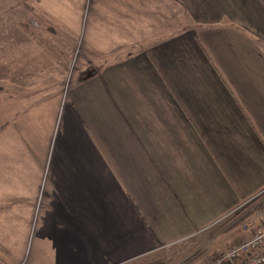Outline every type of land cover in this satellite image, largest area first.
<instances>
[{"label": "crops", "instance_id": "1", "mask_svg": "<svg viewBox=\"0 0 264 264\" xmlns=\"http://www.w3.org/2000/svg\"><path fill=\"white\" fill-rule=\"evenodd\" d=\"M48 39L95 76L67 86ZM1 128L0 264L40 224L33 264L194 237L207 263L262 223L244 209L264 194V0H0Z\"/></svg>", "mask_w": 264, "mask_h": 264}, {"label": "rangeland", "instance_id": "2", "mask_svg": "<svg viewBox=\"0 0 264 264\" xmlns=\"http://www.w3.org/2000/svg\"><path fill=\"white\" fill-rule=\"evenodd\" d=\"M31 18L32 19L36 18L38 20L37 23L35 24L38 25L39 23V25H42V21H41L42 18L40 19L38 15L36 14L31 15ZM36 29L38 30L40 28H36ZM41 31L43 33L46 30L41 29ZM28 34L31 36L30 33ZM48 40L52 44L53 54L55 55L56 53L59 60H61L63 64L65 63L68 68L67 86L70 83L80 82L81 79L88 72L93 70L95 66L93 61L96 58H93L95 56L91 55L87 51L88 49L86 47L84 48L82 44H79L78 46L62 47L60 46V44L56 46L55 45L56 42L54 40L52 39L51 40L48 39ZM48 51L50 52V50ZM53 54L52 56L54 57ZM2 129L3 128H1L0 131ZM256 203L257 205L254 207V204ZM258 207H264V194L255 198V200H253L251 204H249L244 210H249L248 215H250L252 212L253 214H255L260 212L261 211L260 209H262ZM233 218H236L235 214L228 217L227 220L229 219V221L227 222L230 223ZM225 225H227V223L217 225L216 227L212 228L210 232H217L220 228H222ZM48 226H50V224H45L44 227L43 224H40L37 228L32 229L31 235L29 237V242L27 244V248H26L27 250L23 264H33L34 260L36 261L38 259L39 252L42 250V255H43V253L47 250L48 246H45V242H48V240L43 238L44 235L41 236V234H49L50 229L48 228ZM202 239H200V241ZM202 245L203 246L201 247V249L197 251L198 248L197 237H194L189 240H181L179 242L169 244L166 247H163L164 249L161 248L163 249L162 251L161 249H159L153 254L147 256H141L140 258H133L132 260L122 262L121 264H197V260L200 259L199 252H201V250L207 251L210 247V244L208 243L204 244V242H202ZM229 249L224 250L222 253L214 254L213 257H211L207 263L201 262L200 264L213 263Z\"/></svg>", "mask_w": 264, "mask_h": 264}, {"label": "built area", "instance_id": "3", "mask_svg": "<svg viewBox=\"0 0 264 264\" xmlns=\"http://www.w3.org/2000/svg\"><path fill=\"white\" fill-rule=\"evenodd\" d=\"M260 210L257 216L262 223L254 228L251 238L234 245L211 264H264V208Z\"/></svg>", "mask_w": 264, "mask_h": 264}, {"label": "water", "instance_id": "4", "mask_svg": "<svg viewBox=\"0 0 264 264\" xmlns=\"http://www.w3.org/2000/svg\"><path fill=\"white\" fill-rule=\"evenodd\" d=\"M95 74H96V71L93 69V70H91L90 72H88V73L86 74V76L83 78V80H87V79H89V78L95 76Z\"/></svg>", "mask_w": 264, "mask_h": 264}, {"label": "trees", "instance_id": "5", "mask_svg": "<svg viewBox=\"0 0 264 264\" xmlns=\"http://www.w3.org/2000/svg\"><path fill=\"white\" fill-rule=\"evenodd\" d=\"M36 15H38V13ZM22 28L25 29L26 27L23 25ZM25 31H27V29ZM27 33H29V32L27 31ZM258 208H262L263 209L264 207H258Z\"/></svg>", "mask_w": 264, "mask_h": 264}]
</instances>
